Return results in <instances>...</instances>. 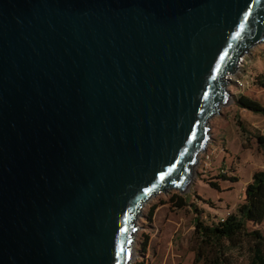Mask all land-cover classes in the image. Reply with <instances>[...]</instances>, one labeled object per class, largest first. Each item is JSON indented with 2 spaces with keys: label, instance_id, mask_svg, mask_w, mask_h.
<instances>
[{
  "label": "water",
  "instance_id": "95a60500",
  "mask_svg": "<svg viewBox=\"0 0 264 264\" xmlns=\"http://www.w3.org/2000/svg\"><path fill=\"white\" fill-rule=\"evenodd\" d=\"M264 41V0H0V264H130Z\"/></svg>",
  "mask_w": 264,
  "mask_h": 264
},
{
  "label": "rangeland",
  "instance_id": "374dc122",
  "mask_svg": "<svg viewBox=\"0 0 264 264\" xmlns=\"http://www.w3.org/2000/svg\"><path fill=\"white\" fill-rule=\"evenodd\" d=\"M260 79L264 81V41L250 46L227 76L229 103L220 105L208 119L210 138L187 190L181 194L175 189L158 192L137 213L130 264H192L195 208L208 224L236 211L252 174L264 168V146L256 141V136H264V88L257 85ZM239 122L247 128L246 135L241 133ZM220 174L236 181L222 180ZM210 182H216L219 190ZM173 196H182L192 207H175L170 201ZM153 205L157 208L149 220L147 213ZM248 227L264 233V221L248 223ZM146 237L143 251L141 243Z\"/></svg>",
  "mask_w": 264,
  "mask_h": 264
},
{
  "label": "trees",
  "instance_id": "16d2710c",
  "mask_svg": "<svg viewBox=\"0 0 264 264\" xmlns=\"http://www.w3.org/2000/svg\"><path fill=\"white\" fill-rule=\"evenodd\" d=\"M257 85L264 88V81L258 80ZM239 125L241 133L246 135L247 128L240 122ZM256 141L259 146H264V136H256ZM219 178L228 179L221 174ZM228 180L236 181L235 177ZM210 185L219 190L216 182H210ZM242 198L236 211L229 213L222 222L206 223L195 208V228L190 245L193 252L192 264H264V233L260 229L248 227V223L259 225L264 221V168L252 174ZM170 201L177 208L192 207L182 196H173ZM156 208L157 206L153 205L148 210L149 220H152ZM146 243L147 237L141 243L143 251L146 249Z\"/></svg>",
  "mask_w": 264,
  "mask_h": 264
},
{
  "label": "built area",
  "instance_id": "2783aa9c",
  "mask_svg": "<svg viewBox=\"0 0 264 264\" xmlns=\"http://www.w3.org/2000/svg\"><path fill=\"white\" fill-rule=\"evenodd\" d=\"M247 50H248V49H247ZM247 50H246V51H247ZM246 51H245V52H246ZM245 52H244V53H245ZM244 53H243V54H244ZM243 54L240 56V59H241V57L243 56ZM240 59L238 60V62L240 61ZM236 64H237V63H236ZM227 76H228V75H227ZM224 218H225V217H224ZM224 218H220L218 222H222V221L224 220Z\"/></svg>",
  "mask_w": 264,
  "mask_h": 264
}]
</instances>
